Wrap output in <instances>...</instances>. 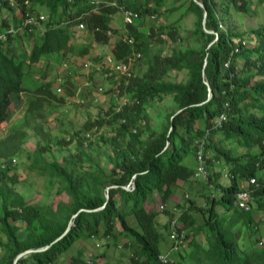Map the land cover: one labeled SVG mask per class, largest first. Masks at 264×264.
<instances>
[{"label": "trees", "instance_id": "1", "mask_svg": "<svg viewBox=\"0 0 264 264\" xmlns=\"http://www.w3.org/2000/svg\"><path fill=\"white\" fill-rule=\"evenodd\" d=\"M25 1L14 0L13 5L10 0H0V32L11 28L17 32L23 27L27 13L34 11V8L28 9ZM102 1L97 7L93 0H32L44 6L48 16L39 39L32 38L30 52L26 57L20 54L21 38L33 35L36 30L30 32L23 27L24 30L8 34L5 41H0V124L9 118L12 96L29 94L25 122L46 141L45 146L35 152L34 167H38L41 174L58 179L61 192L71 198V203L59 205L58 213L29 204L17 191L18 177L0 168V229L6 237L5 242L0 239V247L4 249L0 264H14L19 255L29 250L34 251L18 264H84L76 254L68 263H63L64 254L85 235L100 238L115 234L116 230L128 240L124 246L133 253L131 264H157L159 255L169 247L172 249L169 233L174 215L160 211L158 205L155 208L149 200L158 195L167 203L179 182L187 184L194 179L199 162L196 142L204 137H207L204 157L210 178L199 183L207 203L206 206L198 203V194L191 191L192 197L188 194L185 198L189 205L182 207L179 219L182 229L192 230L185 241L189 264H264V241L259 235V227L264 224L261 176L259 186H251L258 209L245 211L236 205L240 183L244 181L248 186L247 182L258 177L260 168L264 167V26L251 31L250 41H247L248 33L239 28H224L228 14H247L252 1L264 4V0H172L182 2L179 10L186 8L187 12L198 15V26L190 33L188 48L175 47L170 55H155L143 72L138 73L140 62L137 63L136 77L126 89L121 86L122 93L130 99L129 104L114 115L112 107L84 125L85 132L107 124L115 131L111 140L119 148L122 161L117 162L110 174L101 168L81 171L73 156L65 158L64 163L48 162L44 155L51 151L49 135L40 123L46 117L47 105L65 100L54 91L59 73L53 71L55 74L49 79L50 57L55 55L66 61L70 54H75L86 60L100 59L92 58L91 46L78 44L73 37L75 28L80 23L87 24L94 43L108 47L111 37L107 32L113 30L109 18L118 13V9L106 4L121 5L127 0ZM169 1L145 0V5L135 10L144 19L158 14ZM205 10L208 16L204 26ZM129 29L126 35L135 38V50L145 57L150 51V45L144 42L145 35L136 26ZM168 34L175 42L182 38L174 26L168 29ZM194 44L200 47H193ZM111 52L125 60L133 50L118 41ZM183 70L187 72V82L168 80L171 72ZM37 73L41 75V83L32 79ZM74 85L72 79L63 85L68 97L75 95ZM167 97L174 99L179 112L172 116L168 128L153 131L148 140L142 141L140 137L145 128L140 122L146 104ZM111 114L113 119L105 118ZM222 115L227 120L221 128H215L214 121ZM122 119L124 122L119 123ZM199 120L205 124L206 131L196 128ZM217 135L227 145L214 143L212 138ZM26 137L25 132L11 131L0 141V157L16 155ZM122 140L127 145H122ZM74 142L79 150L84 146V140L76 137L70 141L60 140L58 144L70 146ZM85 156L80 152L78 157L83 161ZM216 165H222L234 176L228 187L217 184L221 175L215 170ZM129 185L135 187L132 192L125 189ZM158 213L169 215L164 227L158 225ZM193 213L204 215V222L197 229ZM132 217L137 221L138 231L129 223ZM14 223L25 224L24 237H20ZM202 236L204 242L198 239ZM244 237L254 241L250 249L238 246ZM47 246H50L48 250L37 251ZM171 264H185L184 257Z\"/></svg>", "mask_w": 264, "mask_h": 264}, {"label": "rangeland", "instance_id": "2", "mask_svg": "<svg viewBox=\"0 0 264 264\" xmlns=\"http://www.w3.org/2000/svg\"><path fill=\"white\" fill-rule=\"evenodd\" d=\"M125 4L128 5L129 8L137 9L145 5V0H127ZM181 4L182 2L175 3L170 0L160 8L155 19H151L150 16L152 15H148L142 22H136V28L145 35L144 42L150 45V51L145 54L143 61H141L138 65V73L140 71L143 72L144 69H146L148 62L155 55H170L172 49L175 47L183 50L188 48V41H190L188 39L191 38L190 33L196 30L199 18L195 13L187 12L186 8L179 10ZM33 7L36 11L47 13L44 6L33 3ZM248 9L249 12L247 14H228L226 16L227 24L224 28L230 26L237 27L248 33L247 41H250V39L253 38L251 31L264 26V4L252 1L248 5ZM109 22L113 31H118L121 35L117 36L119 34L116 35L114 32L115 36L111 38L108 47H101L94 43L91 32L82 31L78 27H76L73 32V37L76 39L78 44L81 46H91L92 58L99 57V60L104 58L105 55L111 53V48L119 41V37L126 35L130 31L129 26H125L124 18L119 12L111 16L109 18ZM172 26H174L177 33L182 36V38L180 40L178 38L176 42L173 40L171 35L168 34V29ZM42 30L43 29L35 31L33 35L31 33V35H24L21 38L23 39L21 40L23 45L21 46L20 54L23 57H26V55L30 52L32 38L39 39ZM25 38H30L31 40H26ZM193 47L198 48L200 45L194 44ZM50 58L52 65L50 64L51 67L49 68V79H51V76L55 74L53 71H56L59 75L62 73L59 63L64 61L55 55H52ZM68 59L69 60L66 61L71 62L74 74L67 75L65 77L73 80V83L75 84L73 91L81 89V99H84V103H80L79 98L75 95L73 97H68L66 90H63L62 94H58L56 91L58 84L55 82L54 91L59 97H63L65 100L64 102H58L55 100V104L53 102L52 104L47 105L45 111L46 117L40 120V123L49 135L51 148V151L46 153L44 157L48 162L58 161L60 163H64L65 158L73 156L76 166L81 171H94L96 168H101L106 174H110L115 168L117 162L122 161V157L118 154L120 151L119 148L111 140L115 137V135L112 133L111 129H108V127H103V131L101 132L92 133L91 140L86 142L85 145L81 147V150H79L76 142L72 143L70 146L58 144L60 140L70 141L72 137L82 140L84 138L83 135L85 134V131L83 130L85 123L110 111L112 107L116 105L118 98L115 93L116 85L113 82L104 80L97 72H93L91 74L92 86L90 88H83L85 75L81 72L82 63L83 61L88 60L80 58L75 54H70ZM89 60L98 61L91 58ZM32 79L35 83L42 82L41 75L39 73L35 76L33 75ZM168 80L172 82H187V72L184 70L173 71L170 73ZM101 88L103 89L102 92L99 90ZM95 97L99 98L98 102H95ZM29 98V94H21L20 96L14 94L12 96V106L9 118L6 122L0 125V141L14 129L25 132L27 137L16 155L0 157V168L10 174V176L18 177V184L16 187L17 191L25 197L29 204L45 207L50 209L52 212L58 213L59 205L61 203H71V198L65 192H61V185L58 179L51 178L48 174H41L39 168L34 167L35 152L38 148L44 147L46 141L42 139L34 130H32V128L25 122L24 112L27 108ZM178 112L179 107L175 104L172 97H167L163 101H155L146 104L143 112L144 118L140 122V125L142 128H145V130L140 139L142 141H146L149 139L151 132H161L165 128H168L170 119ZM196 128L201 131H206V126L201 120L197 121ZM171 129L173 128L171 127ZM212 140L216 144L227 145V143H222L219 135L213 136ZM121 144L127 145L126 141L123 140L121 141ZM80 152H84L86 154V156L83 157V161H81V158L78 157ZM256 152L259 153L260 151L258 152V150H256ZM120 153L122 154L123 152ZM14 160H16V163H13ZM261 178L264 181V177ZM193 180L194 179H191L187 184L179 182V187L176 189L175 194H177L181 199L175 198L174 196L175 204L180 205V203H182L184 207L189 205L187 202L188 200H185V195L189 194L192 197L190 191L193 187H195L194 189L197 188V186L194 185ZM151 200L153 201L155 208L156 205L161 202L158 195H155L154 198H151L149 201ZM198 200L200 204L206 206V199ZM183 206L180 205L181 209ZM257 209V203L254 202V211ZM259 214L261 215L262 212ZM193 215L197 223V227L195 229H197L201 224H203L204 215L197 213H193ZM168 218V214L158 213V225L160 227H164L168 222ZM129 223L133 229L138 231L137 221L133 217L129 219ZM14 225L15 230L19 233L20 237H24L26 235L25 224L14 223ZM259 228L261 230L259 235L264 241V224H261ZM191 231V228L182 229L181 226L180 232L185 235L184 242L186 241V235ZM114 233L115 234H111L112 236L110 235L112 237L111 239H108V236L100 238H91L88 235L83 236L75 243L69 252L64 254L63 263H68L75 254L79 258H83L85 254L91 251L98 256L97 258L99 264H116L120 260L122 262L127 261L128 264H131L133 253L124 246V244L128 241L127 238L121 236L118 230ZM203 238V236L198 237L200 242H204ZM0 239L3 242L6 241V237L2 234L1 229ZM253 243L254 241L244 237L239 241L238 246L241 249H250ZM187 244L188 243H185V245L171 255L172 263L177 258L179 259L183 256L185 264H189V257L186 253V249L188 248ZM258 245L261 247L260 244H257V246ZM166 252L167 251H164V253ZM3 254L4 249L0 247V259Z\"/></svg>", "mask_w": 264, "mask_h": 264}, {"label": "built area", "instance_id": "3", "mask_svg": "<svg viewBox=\"0 0 264 264\" xmlns=\"http://www.w3.org/2000/svg\"><path fill=\"white\" fill-rule=\"evenodd\" d=\"M11 3L14 5V0H10ZM103 1L102 0H93V4L96 5L97 7L101 5ZM26 6L28 9H32L33 7V2L32 0H26L25 1ZM106 6L109 7H114L118 9V12L122 14L124 18V23L125 26H136L138 22H142L143 18L140 14V12L136 11L135 9L129 8L128 5L126 4H118L117 2H109L106 4ZM151 19H155L156 15L150 16ZM47 21V14L45 12H39L34 10L33 12H28L24 22H23V27L29 28L30 32L39 31L43 29V24ZM137 22V23H136ZM135 24V25H134ZM23 27H21L17 32H15L12 28L6 31H1L0 32V41L3 40L5 41L7 39L8 34H16L21 30H24ZM78 28L82 31L89 32L87 28V24L85 23H80L78 25ZM97 31H99L97 29ZM108 36L113 38L115 36L113 30H109L107 32ZM119 41H122L125 43L127 46H129L133 52L130 57L127 59H118L112 52L105 55L104 58L98 61H83L82 63V69L81 72L84 73V84L83 88H90L92 86V80H91V74L93 72H97L101 77L106 80L113 82L116 86L115 88V93L117 95V103L114 107V112L112 113L117 114L120 113L130 102L129 97L127 96L126 93H122V88L123 86L125 89L130 85L132 79L136 77L137 75V70H136V64L141 62L144 59V55L141 51H136L135 50V38L132 36H127L123 35L119 37ZM61 69L62 73H60L59 77L57 78V88L56 91L58 94H62L64 88L63 85L69 79H67L65 76L67 75H72L74 74L73 71V66L71 62L68 61H62L61 63ZM100 92L103 91V89H99ZM75 96L79 98L80 103H84V99L82 98V91L81 89H76L74 90ZM95 102L99 101V98L95 97ZM106 115L105 118L108 120L113 119V115ZM227 118L225 115L220 116L218 119L214 121V126L215 128H221L222 124L224 121H226ZM121 121V122H120ZM119 123H123L124 120H120ZM103 127H108L110 129V126L107 124ZM103 127L99 128L98 126H95L91 131H86L85 134L83 135V140H84V145L86 142H89L92 138V133H98L103 131ZM112 133L115 134V131L111 129ZM88 132V133H87ZM87 133V134H86ZM207 137L198 139L196 144L198 145V166L196 167L195 174L193 178L196 181H206L210 178L209 175V170L206 165V160L204 157V144L206 143ZM226 178L229 179H234V176L227 172L225 174ZM264 177V167L260 168V174L258 177H253L250 179L249 183H246L242 181L240 183V190L237 193V198H236V205L239 209L245 210V211H252L254 209V190L251 188L252 185L259 186V177ZM126 191L132 192L135 187L134 185H129L125 187ZM187 198L189 197L188 195L186 196ZM159 210L162 212L170 210L168 208L167 203L165 202H160L158 206ZM172 214L174 215V218L171 220V232H170V240L173 244L172 249L169 252L162 253L158 257V262L157 264H171L172 259L171 255L173 252L178 251L183 245H185L184 242V237L185 235L180 232L181 230V224H180V216H181V211L178 209V207H174L171 210ZM111 236H108V239H110ZM262 245V243H261ZM84 261V264H99L98 263V258L97 255L93 252H89L85 254V256L82 258Z\"/></svg>", "mask_w": 264, "mask_h": 264}, {"label": "crops", "instance_id": "4", "mask_svg": "<svg viewBox=\"0 0 264 264\" xmlns=\"http://www.w3.org/2000/svg\"><path fill=\"white\" fill-rule=\"evenodd\" d=\"M92 51V50H91ZM216 167V171L219 173L218 175H221L220 177H219V179L216 181L217 182V184L218 185H222V186H224V187H228L230 184H231V179H229V178H226V176H225V174L227 173V172H229L228 170H226V169H224V167L222 166V165H216L215 166ZM222 172H223V174H222ZM194 181V185H196L197 186V188L196 189H194L195 187H193V189L191 190V191H193V192H196V194H198V199H205L204 197H202V193L204 192L203 191V186H202V184L201 183H199V181H195V180H193ZM184 184V183H183ZM178 189V188H177ZM190 191V192H191ZM175 193H176V191H175ZM174 193V195H173V197H172V199L169 201V202H167V205H168V208L170 209V210H168L169 212H171V210H172V208H174V207H178V209L180 210V211H182V209L180 208V206H179V204H175L174 203V196H175V198H180V197H178V195L177 194H175ZM188 195V194H187ZM186 195V196H187ZM185 196V198H187ZM189 196V195H188ZM199 196H201V197H199ZM181 199V198H180ZM199 201V200H198ZM177 202H180V201H177ZM198 203H200V202H198ZM181 204V206H183L182 205V203H180ZM158 206H159V204H157ZM172 213V212H171ZM170 248V247H169ZM169 248H167L165 251H167V252H169L170 251V249ZM128 264V262L127 261H125V262H122L121 260L120 261H118L116 264Z\"/></svg>", "mask_w": 264, "mask_h": 264}, {"label": "water", "instance_id": "5", "mask_svg": "<svg viewBox=\"0 0 264 264\" xmlns=\"http://www.w3.org/2000/svg\"><path fill=\"white\" fill-rule=\"evenodd\" d=\"M195 1H197V0H195ZM201 7H203V4H201V3H198ZM207 16H208V13H207V11L205 10V12H204V21H203V25L205 26L206 25V20H207ZM212 96V91H211V89H210V97ZM72 224H73V222H71V226H72ZM69 231V229H67V232ZM66 235V233L61 237V238H63L64 236ZM61 238H59L58 240H60ZM49 247L50 246H47V247H45V248H42V249H39V250H37V251H46V250H48L49 249ZM34 250H29V251H26V252H24V253H22L21 255H19L17 258H16V260L14 261V264H18V262H19V260L21 259V258H23L24 256H26V255H28V254H30V253H32Z\"/></svg>", "mask_w": 264, "mask_h": 264}, {"label": "clouds", "instance_id": "6", "mask_svg": "<svg viewBox=\"0 0 264 264\" xmlns=\"http://www.w3.org/2000/svg\"><path fill=\"white\" fill-rule=\"evenodd\" d=\"M0 125H1V124H0ZM13 163H16V160H14ZM173 253H175V252H173Z\"/></svg>", "mask_w": 264, "mask_h": 264}, {"label": "bare ground", "instance_id": "7", "mask_svg": "<svg viewBox=\"0 0 264 264\" xmlns=\"http://www.w3.org/2000/svg\"><path fill=\"white\" fill-rule=\"evenodd\" d=\"M5 168V167H4ZM39 250V249H38ZM39 252H42V251H39Z\"/></svg>", "mask_w": 264, "mask_h": 264}]
</instances>
